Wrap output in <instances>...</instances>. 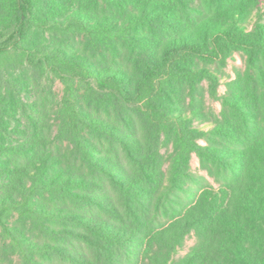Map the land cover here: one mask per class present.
Wrapping results in <instances>:
<instances>
[{
    "label": "trees",
    "instance_id": "obj_1",
    "mask_svg": "<svg viewBox=\"0 0 264 264\" xmlns=\"http://www.w3.org/2000/svg\"><path fill=\"white\" fill-rule=\"evenodd\" d=\"M259 7L0 0V264H264V115L231 104L238 124L210 121L221 148L194 125L207 93L227 96L235 53L264 87ZM193 154L220 188L190 173Z\"/></svg>",
    "mask_w": 264,
    "mask_h": 264
},
{
    "label": "rangeland",
    "instance_id": "obj_2",
    "mask_svg": "<svg viewBox=\"0 0 264 264\" xmlns=\"http://www.w3.org/2000/svg\"><path fill=\"white\" fill-rule=\"evenodd\" d=\"M260 9H254L251 16L246 21L247 26L252 29L256 22L264 23V0H260ZM246 56L243 53H235L232 58L228 60L227 66H225L221 71V86L219 95L224 96L225 98H212L208 93L206 94V103H205V120L199 119L196 120L195 126L199 127L207 132V137L201 140L202 144L214 145L217 148H221V142L223 139L215 131L218 130L219 125L212 123L213 120H221L224 124V114L227 115L230 119L235 121L237 124L238 118L232 111L231 104H241L240 108L242 113H261L264 115V87L263 82L259 74L249 67ZM55 90L59 93H63V85L61 82L57 81L55 84ZM225 99L228 101V105H224ZM240 120V119H239ZM264 120V117H263ZM226 126V124H224ZM238 131L237 135H244V130L242 127L238 126L236 129ZM210 139V140H209ZM246 143V144H245ZM248 142H245L242 136L241 142H230L229 145L233 149H238L241 147L247 146ZM244 144V145H243ZM169 163H165V166H169ZM192 169L190 173L201 178L202 185L213 186L214 188H220L222 183H224V178L222 173H219L218 170H215V167L208 162H205L203 159L199 158L196 154H193L191 160ZM193 187L189 181L185 185V189L189 190ZM174 194H172L173 197ZM189 192L180 193V199L178 196H174L175 201L187 202ZM201 235L194 231L192 234L186 237V240L182 247H179L178 253L175 256L176 261L183 259L188 255H191L192 248L200 241ZM193 256V255H192ZM191 256V257H192Z\"/></svg>",
    "mask_w": 264,
    "mask_h": 264
}]
</instances>
